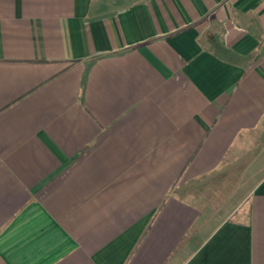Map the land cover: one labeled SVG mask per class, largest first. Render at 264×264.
Segmentation results:
<instances>
[{
	"label": "crops",
	"instance_id": "obj_1",
	"mask_svg": "<svg viewBox=\"0 0 264 264\" xmlns=\"http://www.w3.org/2000/svg\"><path fill=\"white\" fill-rule=\"evenodd\" d=\"M0 264H264V0H0Z\"/></svg>",
	"mask_w": 264,
	"mask_h": 264
},
{
	"label": "rangeland",
	"instance_id": "obj_2",
	"mask_svg": "<svg viewBox=\"0 0 264 264\" xmlns=\"http://www.w3.org/2000/svg\"><path fill=\"white\" fill-rule=\"evenodd\" d=\"M252 162H253L252 158L249 159V162H247V159H245V162L240 163V165L238 166L239 168L237 167L239 171L227 177L229 196L233 194V192L235 193V189H237L238 187L241 188V192H239L237 195L245 196L246 194H248L249 189L257 181V179L261 176V174H257L256 172L255 173L250 172L249 168H250V165H252ZM241 171H243V174L241 173Z\"/></svg>",
	"mask_w": 264,
	"mask_h": 264
}]
</instances>
